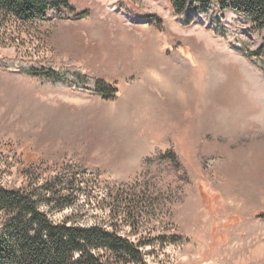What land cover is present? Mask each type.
I'll use <instances>...</instances> for the list:
<instances>
[{
	"label": "rangeland",
	"instance_id": "374dc122",
	"mask_svg": "<svg viewBox=\"0 0 264 264\" xmlns=\"http://www.w3.org/2000/svg\"><path fill=\"white\" fill-rule=\"evenodd\" d=\"M65 1L4 21L0 58L80 69L115 94L0 67V185L76 170L52 220L115 231L148 264H264L262 39L233 10L187 23L169 0ZM157 150L181 169L143 164Z\"/></svg>",
	"mask_w": 264,
	"mask_h": 264
},
{
	"label": "trees",
	"instance_id": "16d2710c",
	"mask_svg": "<svg viewBox=\"0 0 264 264\" xmlns=\"http://www.w3.org/2000/svg\"><path fill=\"white\" fill-rule=\"evenodd\" d=\"M175 13L190 23L193 14L221 18L227 10L243 15L251 34L262 39L260 48L250 53L264 54V0H169ZM69 6L65 0H0V25L10 18L30 20L43 17L49 9ZM208 11L212 14L208 15ZM0 67L54 84H71L77 89L112 97L115 89L86 77L82 70L52 65H36L0 58ZM170 163L176 170L181 163L174 152L157 150L155 158L143 164ZM147 165V164H145ZM71 173V174H69ZM76 170L57 174L37 186L4 188L0 185V264H148L141 247L102 226H80L64 217L51 219L53 212L72 205L80 191L72 182ZM72 186L62 193L58 185ZM56 186V188H54ZM58 186V187H57ZM62 187V186H61ZM70 189V190H69ZM264 218V213L258 215Z\"/></svg>",
	"mask_w": 264,
	"mask_h": 264
},
{
	"label": "bare ground",
	"instance_id": "6f19581e",
	"mask_svg": "<svg viewBox=\"0 0 264 264\" xmlns=\"http://www.w3.org/2000/svg\"><path fill=\"white\" fill-rule=\"evenodd\" d=\"M244 66H245V65H244ZM217 255H219V254H217ZM225 256H227V255H224V257H225ZM215 257H216V256L213 257V260H216V262L222 260V258H221L220 256H219V257L217 256L216 258H215ZM226 258H227V257H226ZM216 262H215V263H216Z\"/></svg>",
	"mask_w": 264,
	"mask_h": 264
}]
</instances>
